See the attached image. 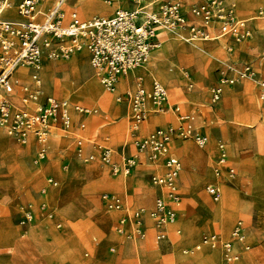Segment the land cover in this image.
<instances>
[{
	"label": "rangeland",
	"instance_id": "374dc122",
	"mask_svg": "<svg viewBox=\"0 0 264 264\" xmlns=\"http://www.w3.org/2000/svg\"><path fill=\"white\" fill-rule=\"evenodd\" d=\"M47 1L51 3L53 0ZM92 1L100 2V10L102 11L111 8L119 10L124 4L119 1L111 4H105L102 0ZM194 1L195 0L192 2ZM68 2L71 5L73 0H69ZM231 2L234 5V14L237 18L247 20L245 28L250 33L248 39L242 42H235L231 38H221L220 41L205 40L192 42L191 45L204 46L206 51L200 54L193 52L189 54L177 48H170L169 51L158 58L159 63L152 56L150 57L149 54L147 61L149 64V71L146 74L147 77L145 76L147 82L145 81L146 79L142 78V83L146 86L150 85L152 81L149 84L148 82L152 80V78L162 84L167 89L170 101L178 104L181 113L191 115L193 117V125L202 130L208 139L207 145L201 148L197 147L192 141L177 140L172 142L171 145L176 143L187 145L189 147V157L193 154H200L205 158L206 148L209 146V149L212 150V154L210 153L209 156L206 155L205 171H202L201 165L197 161L198 157L195 158L191 167L187 165L188 157H178L181 164V170L177 178L180 207L178 210V221L176 223L167 224L166 226L170 232L169 236L165 240L157 243L154 241L153 232L150 241L148 240V230L144 232L142 238L130 237L129 232L131 227H133V222L131 221L126 223L122 234L117 233L115 225L117 221L123 217L122 213H107L100 203L101 194L105 192H114L123 199L129 210L136 208L142 210L143 217L145 215L147 218L151 219L149 214L153 209L156 191L151 186L150 177L153 173L152 166L158 165H151L149 161L144 159L142 164L135 165L134 168L130 170L128 176L125 177L122 175L120 176V174H111L106 167L101 166L97 161L86 160L89 155H95V143L103 142L108 144L113 150L112 161L116 165L122 163L120 148L123 142H127V146L124 149L125 156L129 158L135 156L136 151L131 144V140L126 138L129 130L130 113L123 110L121 116L116 115L112 110L102 109L97 106V103L94 105L93 102L81 100L74 94H68L61 89L55 90L53 95L48 94L43 90L41 82V87H39L40 98L51 96L58 100H68L71 104H78L86 108L96 109L99 114L96 113L97 115L94 114L84 117L85 128L83 131L84 141L81 149V157H77L75 154L73 140L64 139L60 136V139L57 143H54V146L50 141L51 151L49 155L44 162L36 166L33 164L34 151L32 139H29L31 152L27 156V176L18 177L16 183L10 186L7 197H0V217H4L12 232L10 241H6L7 244H3L1 247L0 264H41L42 262L48 264L45 251L41 252L43 258L34 251H25L26 244H28L30 239L27 231L36 227L37 223L26 230L21 229L16 224L15 212L17 211L16 206L18 203L28 202L29 200L37 202L39 198L44 199V201L41 202H44L47 207L54 212L57 220L61 223V227L56 229L54 222L48 221L51 231L47 233L51 235L59 234L61 236L64 234L73 239L70 245L71 255L75 259L73 264H96L97 261H102L106 258L121 256L126 243L138 240L146 241L148 245V254L158 253L164 246H162L164 243L172 246L170 252L157 258L156 264H166L167 262L173 264L175 259H178L182 264H186L189 260H197L198 255L201 256L204 251H208L206 249L204 250L203 246L200 250L193 251L194 245L199 244L203 236H216L220 238V240H225L237 220L242 221L245 228V243L248 246L247 251L251 254L253 264H264V178H261L262 183L257 184V186L253 183L254 171L256 172L264 166V160H262V157H264V131L259 132L256 128L257 122L264 124V102L258 99L255 83L250 80H242L234 85L223 87L220 100L215 106H209L207 100L208 88L213 84L215 74L223 70L228 64H232L235 67L240 64L249 65L254 72L255 79L264 75V20L254 21L253 19L256 11L264 7V0L244 1L246 3V9L239 8L238 0H231ZM187 8L188 6L185 7L184 10H187ZM105 13L110 12L108 11ZM250 19H252V22H257L256 26L250 25L252 23L248 21ZM160 33L158 34V42L151 52L159 50L160 46L163 45L161 39L162 33H165V36L168 38H175L178 34L187 37V32L185 30L176 32L160 31ZM185 45L190 44L188 43ZM84 52L86 53L84 59L88 78L76 79L70 76L72 82L74 81L75 87H79L92 77L89 80L96 79L100 89L106 94H111L113 105L115 107H122V105L116 101V98L119 94H123L125 91L132 89L134 87V80H128V77L125 79L121 78L118 83L125 81L123 89H117V83L113 92L105 91L100 84L99 72L90 67L88 53L85 50ZM74 54L67 59L58 60L57 63L68 66ZM181 60L183 62H181ZM147 63L145 65H148ZM62 69L63 67L55 69L56 77H61L60 71ZM158 71H161L162 74ZM176 72L179 74L178 76L182 78L181 84L174 81V77L172 78L171 76ZM232 74L233 73H230V75ZM40 75L42 78V72ZM21 83L29 89L34 88V83H32L31 80ZM190 84L196 85V90H188L187 88ZM249 97H252V99L256 98L260 102V106L256 109L257 121H255L253 113L250 110V105L248 103ZM21 98L22 94L18 92V90L9 97L17 106H21ZM71 117L73 119L78 118V116H74L73 114H71ZM159 118H161V121L155 122V120ZM172 118L173 116L170 112L164 113L163 115L150 114L146 122L141 124L139 133L143 135L148 134L155 127L164 126L165 123L162 122H166L168 119L173 123ZM238 122L241 123L242 126L236 125ZM209 130L216 136L215 139L211 136ZM220 131H224L222 135ZM229 132H233L239 140L235 147L236 157L238 149L239 159H233L231 156L229 148V140L231 137L228 135ZM1 135L10 138L19 147L24 146L3 132H1ZM54 136L56 135H51L50 140ZM66 142L67 145L64 147ZM218 144H222L223 148L225 150L227 149V163L234 168L235 175L231 178L232 181L228 179L227 176V179H222L223 183L227 184L228 187L221 185V198L218 202H214L206 193L205 186L215 178L213 175V166L215 162L214 157L217 154V150L215 149ZM171 153L178 156L177 151H173L172 148ZM243 156L247 158L246 163H244ZM189 168L195 169L198 174H204L205 178L203 180H186L182 178V172H185ZM92 171H96L102 176L100 183L105 189H93L91 187L95 180ZM139 174L142 175V183L139 186L134 185L131 188V194L126 196L123 190L119 192L110 189V187L116 184L118 179L121 178L119 183H123L122 179H133L134 175L137 176ZM118 175L119 177H117ZM48 178H52L56 181L57 186L55 188L47 186L46 180ZM6 180L11 181L13 177L8 174L4 158L0 156V182ZM225 192H232L237 203H245L248 206L245 205L246 208L244 210L238 211L239 207L234 199L230 198L225 201ZM48 194L52 195V202L46 198ZM61 194L63 195L62 199L56 201ZM137 196L145 197L147 202L145 204L140 203L136 198ZM64 202H75L79 204L81 211V217L78 218L76 222H70L68 228L65 218L60 211ZM36 204L34 206L32 204V206L34 208L38 207L39 204L37 206ZM211 207H215L213 209L214 222L212 214L208 211V208ZM218 207H223V211L220 214H216V209ZM225 213L229 225L226 230L221 231L218 227L219 221L216 219L223 217ZM142 222L144 225L143 218ZM170 226L171 229L169 228ZM176 230L179 232L178 235L173 233V231ZM24 231L26 233H23ZM22 236L24 241L20 243L19 240ZM92 238H95L94 242ZM210 249L218 256L219 264H224L222 261L221 249L219 247H211ZM128 256H125V258L129 261L130 257ZM57 262L64 264L59 260L54 263L58 264ZM240 262H242V258ZM130 264L148 263L142 261L140 256H138L131 261Z\"/></svg>",
	"mask_w": 264,
	"mask_h": 264
},
{
	"label": "built area",
	"instance_id": "2783aa9c",
	"mask_svg": "<svg viewBox=\"0 0 264 264\" xmlns=\"http://www.w3.org/2000/svg\"><path fill=\"white\" fill-rule=\"evenodd\" d=\"M65 1L55 0L49 8L43 9L44 0H0V131L23 145L32 139L33 164L36 166L49 155L50 136L53 134L73 140L75 154L81 157L85 128L83 117L97 113L96 109L71 104L66 100L49 96L41 99L39 71L43 59H67L75 52L85 50L90 67L100 74V84L106 91L113 92L121 78L147 63L160 31L185 30L189 41L231 38L235 42H242L250 36L245 28L247 20L237 18L231 0H197L189 4L188 0H156L154 3L147 0H102L105 4L124 2L131 7L89 19H82L74 7L65 11ZM187 6V10H184ZM7 8L14 10L18 21L2 18V11ZM253 19L264 20V7L256 11ZM18 68L28 69L35 85L34 89L19 87L21 106L9 99L19 85L14 77ZM254 77L247 64L236 67L226 65L216 73V81L208 90L210 105L220 100L223 87L242 80L254 81L258 99L264 102V76L258 79ZM191 88L192 85H189L187 89ZM116 101L126 103L130 110L128 137L135 148V156H125V143L120 150L122 163L116 165L112 161L113 150L106 144L95 143V155H89L86 160L97 161L111 174L125 177L135 165L140 164L139 156H144L151 164L161 165L163 171L150 178L151 185L158 190L149 214L157 243L167 238L166 226L177 222L180 207L177 178L181 164L170 153L171 143L176 140L192 141L201 148L207 145L208 139L194 128L191 115L180 113L177 105L170 104L167 89L157 81H152L146 88L137 79L134 90L117 96ZM168 112L175 115V125L158 127L143 137L136 135L150 114ZM71 114L78 118L73 119ZM216 150L213 166L215 179H220L223 174L229 179L233 178L235 171L227 163L223 145L218 144ZM46 184L50 188L57 186L52 178H48ZM205 191L212 201H219L221 187L217 183L208 184ZM100 201L108 213L123 212V217L115 225L117 233L122 234L126 223L131 221L130 237L144 236L142 210H129L123 200L112 193L101 194ZM16 208V224L24 230L37 220L55 219L54 212L44 202H40L37 208L29 202L18 204ZM54 226L56 229L61 227L60 223ZM176 234L179 232L176 231ZM235 243L248 250L245 228L240 220L234 224L227 239L203 236L193 251L200 250L202 246L219 247L224 264H237L239 254L234 250Z\"/></svg>",
	"mask_w": 264,
	"mask_h": 264
},
{
	"label": "crops",
	"instance_id": "0c3cea01",
	"mask_svg": "<svg viewBox=\"0 0 264 264\" xmlns=\"http://www.w3.org/2000/svg\"><path fill=\"white\" fill-rule=\"evenodd\" d=\"M55 0H53L47 7H45V9H47V8H49L51 5H52V3L54 2ZM66 1H68V0H66ZM65 1V2H66ZM78 1H80V0H78ZM77 1V2H78ZM147 1H150V0H147ZM193 0H188V2L189 3H191ZM197 0H195L194 2H196ZM242 1H247V0H242ZM76 0H73V3H72V5H70V7H69V9L68 10H65V11H69V10H71L73 7L74 8H76ZM124 3V2H123ZM131 6L129 5V4H126V3H124L123 5H122V8H130ZM44 9V8H43ZM110 12V13H105V12ZM113 11H115L114 10V8H111V9H106V10H99V11H97V12H90V13H88V14H85V18H88L89 19V17L91 18V17H93V16H98V15H110V14H112V12ZM11 13H12V17H8L5 13H4V15L2 16V18H4V19H6V18H9V19H15L16 17H17V15H15V12H14V10L13 9H11ZM79 13V15H80V12H78ZM100 13H102V14H100ZM8 19V20H9ZM254 21H256V20H254ZM256 24H257V22H252L250 25H252V26H256ZM258 31V30H257ZM153 53L154 52H152V54H151V56L153 55ZM79 55H82L83 56V58H85L86 57V53L84 52V51H81V52H79V53H76V54H74L73 56H72V59L74 58V57H76V56H79ZM71 59V60H72ZM85 60V59H84ZM57 61L58 60H56L55 62H51V61H47V60H42V63H41V67H40V71H39V75L41 74V72H42V78H41V75H40V87H41V82H42V88H43V90L46 92V93H48V94H51V95H53L54 94V92H55V84L52 82L53 80H57V79H62V75H61V77H56L55 76V69L56 68H59V67H63V69L62 70H64L67 66L66 65H63V66H58L59 64L57 63ZM47 65H51L53 68H54V72L52 73L51 71H49V69H48V67H47ZM83 70H84V72H85V76H82L81 78L82 79H86V78H88V76L86 75V74H88V72L86 73V70H85V66H83V68H82ZM61 70V71H62ZM139 70H140V68L139 69H137V70H135V71H133V72H131V73H129V74H127V76H125V77H123V79H125V78H127L128 80H131V79H133L134 80V87L132 88V89H129V90H134V88H135V85H136V80L137 79H140L141 80V83H142V76H141V72H139ZM26 71H27V74H28V77L30 78V71L28 70V69H26ZM61 71H60V73H61ZM138 75H136V74ZM140 74V75H139ZM146 76V75H145ZM262 76H264V75H262ZM14 77L18 80V86H16L15 87V92H14V94L17 92V90H18V92H19V87L20 86H23L24 84H22L21 82H20V78H19V76H17V75H15L14 74ZM92 78V77H91ZM91 78H89V79H91ZM88 79V80H89ZM30 80H31V78H30ZM88 80H86L83 84H85ZM215 81H216V74H215V76H214V81H213V84L215 83ZM32 82V81H31ZM125 81H121L120 83H118V85H117V89H123L124 88V86H125V83H124ZM146 82H147V78H146ZM151 82V81H150ZM150 82H148V83H150ZM33 83V82H32ZM152 83V82H151ZM151 83H150V85H151ZM83 84H81L79 87H81ZM120 84V85H119ZM143 84V83H142ZM212 84V85H213ZM99 85V84H98ZM149 85V86H150ZM162 85V84H161ZM190 85H192V84H190ZM211 85V86H212ZM54 86V87H53ZM143 86L144 87H146V88H149V86H146V85H144L143 84ZM210 86V87H211ZM34 87H35V85H34ZM79 87H77V88H79ZM209 87V88H210ZM196 85H192V88L191 89H193V90H196ZM209 88H208V90H209ZM32 89H34V88H32ZM128 91V90H127ZM126 92V91H125ZM124 92V93H125ZM123 93V94H124ZM119 95H122V94H119ZM118 95V96H119ZM45 97H47V96H45ZM49 97H51V96H49ZM253 97V96H252ZM252 97H249L248 99H249V107H250V110H251V112L253 113V116H254V119H255V121H257L256 119H257V111H256V109L258 108V106H257V104H256V102H253L252 101ZM44 98V97H43ZM43 98H41V99H43ZM168 98H169V95H168ZM208 104H209V106H215V105H210V103H209V93H208ZM66 101H68V100H66ZM169 102H170V104L171 105H177L178 106V104H176V103H172L171 101H170V99H169ZM71 103V102H70ZM120 105H122V107H119V109H120V111H121V114L123 113V110L124 111H127V112H129L130 113V110L128 109V107H127V105H126V103H124V102H122V103H119ZM75 105H78V104H75ZM79 106H81V105H79ZM82 107H84V106H82ZM179 107V106H178ZM86 108V107H85ZM179 111H180V109H179ZM114 114H116V111L115 110H113L112 111ZM171 113V112H170ZM181 113V112H180ZM172 114V116H173V118H172V120H173V123H172V121L170 120V119H168V120H166V122L164 121V122H162V123H165V125L164 126H159V127H165V126H168V125H175L176 124V119H175V115L173 114V113H171ZM183 114V113H182ZM155 115H157V114H155ZM163 115V114H162ZM86 117V116H85ZM85 118L83 117V120H84ZM161 121V118L160 119H157V120H155V122H160ZM146 122V121H145ZM84 123H85V120H84ZM258 123V124H257ZM256 123V128H257V130L259 131V132H262V131H264V130H262L261 128H259V124L261 123V122H257ZM236 125H238V126H242V124L241 123H237ZM194 126V125H193ZM141 127V126H140ZM140 127H139V130H140ZM248 127V126H247ZM156 128H158V127H155L153 130H155ZM194 128L197 130V131H199L201 134H203V135H205L206 136V134L205 133H203L202 132V130H200V129H198V128H196L195 126H194ZM139 130H138V133L136 134L138 137H143V136H145V135H147V134H145V135H143V134H140L139 133ZM152 130V131H153ZM151 131V132H152ZM2 132V131H1ZM1 132H0V138H3L4 136H2L1 135ZM221 133V135L223 134V132L224 131H220ZM4 133V132H3ZM150 133V132H149ZM148 133V134H149ZM209 133L211 134V136L215 139V135L209 130ZM128 134H129V130H128V132H127V135H126V138H128L129 139V137H128ZM219 134V133H218ZM53 135H55V134H53ZM228 135L231 137V140L232 141H235V142H237L238 143V138H237V136L233 133V132H229L228 133ZM63 137V136H62ZM207 137V136H206ZM5 138H7V137H5ZM64 139H66L65 137H63ZM8 139H10V138H8ZM127 140V139H126ZM51 141V143H52V145L54 146V143H53V141H52V139L50 140ZM177 141V140H176ZM68 142V141H67ZM67 142H66V144L64 145V147L67 145ZM32 143H33V141H32ZM125 143H127V142H123V144H122V146H121V148H123V145L125 144ZM103 144H106V143H104L103 142ZM4 145H5V147H4ZM4 145L2 144V146H3V149L0 151V156H2L3 158H4V162H5V165H6V167H7V171H8V174L9 175H12V177H13V180H11V181H2V182H0V197H2V198H5V197H7V195H8V193H9V191H10V186H12V185H14L15 183H16V181H17V179H18V177H26L27 175V173H28V163H27V156H28V154H30V152H31V145L29 146V147H26L25 145L23 146V147H19V146H17L14 142H9V143H4ZM107 146H108V144H106ZM1 145H0V147H2ZM17 146V147H16ZM127 146V145H126ZM125 146V147H126ZM8 147V148H7ZM16 148V149H15ZM18 148V149H17ZM121 148H120V150H121ZM171 148L173 149V151L174 150H176L177 151V155L178 156H176V155H174V154H172L171 153ZM20 149H22V150H20ZM125 149V148H124ZM188 150H189V147L187 146V145H184V144H179V143H176V144H172L171 146H170V153L173 155V156H175L177 159H178V157L179 158H183V157H188L187 158V165H189V167H191V165H192V163H193V161L195 160V158L196 157H198V162H199V164L201 165V168H202V171H205L206 169V164H205V158H206V155L207 156H209L210 155V153L212 154V150H210L209 149V146L206 148V155H205V158H204V156L203 155H197V154H193L192 156H190L189 157V153H188ZM216 150V149H215ZM33 151H34V144H33ZM51 151V150H50ZM216 153H217V151H216ZM225 154L227 155V149L225 150ZM216 156H217V154H216ZM216 156L214 157V160H215V158H216ZM237 158L239 159V154H238V149H237ZM144 159H145V157L144 156H139V161H140V164H142L143 162H144ZM200 159V160H199ZM243 159H244V163H246L247 162V158L246 157H244L243 156ZM146 160V159H145ZM179 160V159H178ZM262 160H264V157H262ZM180 161V160H179ZM140 164H138V165H140ZM205 164V165H204ZM151 165H158V166H152V170H153V173H152V175H154V174H159V173H161L163 170H162V167H161V165L159 164V163H157V164H151ZM92 173H93V175L95 176V180H94V182H93V185L91 186L93 189H96V188H103V189H105L102 185H101V183H100V180H101V175L98 173V172H96V171H92ZM151 175V176H152ZM121 176V175H120ZM117 177H119V175L117 176ZM116 177V178H117ZM181 177L182 178H185L186 180H194V179H196V180H203L204 178H205V175L204 174H198L197 173V171L195 170V169H191V168H189V169H187L185 172H182V175H181ZM151 178V177H150ZM223 178H226L227 179V177H226V175L225 174H223V176L220 178V179H213L209 184H211V183H217L221 188H222V186L221 185H224L225 187H228L227 186V184H224L223 183V181H222V179ZM261 178H264V166H262L260 169H258L256 172L254 171V174H253V183H254V185H256L257 186V184H260V183H262V180H261ZM229 179V178H228ZM231 181H232V179H230ZM142 183V175L141 174H139V175H137V176H135L134 175V178L131 180V185H130V187H129V189L126 191V195H129V194H131V188L134 186V185H137V186H139L140 184ZM152 186V185H151ZM153 187V186H152ZM206 187V186H205ZM154 188V187H153ZM155 189V195H154V199H155V197H156V195H157V193H158V190L156 189V188H154ZM111 190L112 191H121V188H118V187H115V186H113L112 188H111ZM105 193H112V194H115L114 192H105ZM222 193V192H221ZM115 195H117V194H115ZM225 195H226V197H225V201H227L228 199H234L235 200V202H236V204L238 205V207H239V210L238 211H241V210H244L245 208H246V206L245 205H247V204H245V203H241V202H239V203H237V201H236V199H235V197H234V195H233V193L232 192H225ZM101 196V195H100ZM117 196H119V195H117ZM62 197H63V195L61 194L60 196H58V198H57V200L56 201H60V199H62ZM120 197V196H119ZM121 198V197H120ZM137 199H138V201H140V203H142V204H145L146 202H147V200H146V198L145 197H143V196H141V197H139V196H137L136 197ZM220 198H221V196H220ZM122 199V198H121ZM123 200V199H122ZM220 200V199H219ZM41 201H44V199L43 198H39L38 199V203L36 202V201H31V200H29L28 202H33L32 204H33V206L36 204V206L38 205V204H40V202ZM124 202V201H123ZM23 203H26V201L25 202H23ZM100 203H101V201H100ZM19 204V203H18ZM20 204H22V203H20ZM102 204V203H101ZM69 205V206H68ZM72 205V206H71ZM248 206V205H247ZM67 207V208H66ZM70 209H69V208ZM37 208V207H36ZM213 209H214V207H211V208H208V211H209V213L210 214H212V216H213ZM60 211H61V213H62V215L64 216V218H65V222L67 223V228H68V225H69V223L70 222H72V221H77V219L78 218H80L81 217V211H80V205L79 204H76L75 202H70V203H67V202H64L63 203V206H61V208H60ZM70 212V213H69ZM108 213V212H107ZM120 213H122V215H123V212H120ZM178 215H179V212H178ZM15 216H16V212H15ZM233 217V216H232ZM144 228H145V230L147 231L148 230V228H149V226H152V222L151 221H149V219L145 216L144 217ZM217 221H219V229H221V231H224V230H226L227 228H228V225H229V222L227 221L228 220V218H227V215H226V213L224 214V216L223 217H221V218H217L216 219ZM177 221H178V219H177ZM215 221V219H214V216H213V222ZM238 221V220H237ZM236 221V222H237ZM52 222H54V225H55V223H60V221H58L57 220V217H56V215H55V219H54V221H52ZM235 222V223H236ZM37 223V225H36V227H33V228H31V226L30 227H28V228H31L29 231H27V233H29V235H30V239H29V241H28V244H27V246H26V248H25V251L26 252H31V251H34V252H36V253H38L42 258H43V256L41 255V252L42 251H45V254H46V259H47V261H48V264H55L54 262H56L57 260H59V261H61V262H63L64 264H73V262L75 261V259L72 257V255H71V243H72V241H73V239H71L69 236H67V235H59V234H57V235H51V234H48L47 232H49V231H51V229H50V223L47 221V220H37L33 225H35ZM32 225V226H33ZM60 225H61V223H60ZM234 226V225H233ZM233 228V227H232ZM232 228H231V230H232ZM152 229H153V227H152ZM230 230V231H231ZM67 231V230H66ZM145 231V232H146ZM176 231H178V230H176ZM176 231H173V233L175 234L176 233ZM11 231H10V229H9V227H8V224L6 223V220L4 219V217H0V252H2L1 251V247L3 246V244H7V242L6 241H10V238H11ZM26 233V232H25ZM153 233H154V230H153ZM169 231H168V229H167V237L169 236ZM35 234V235H34ZM178 235V234H177ZM229 236V235H228ZM228 236H227V238H228ZM252 236L254 237V234L252 233ZM226 238V239H227ZM23 241H24V239H23V236L20 238V240H19V242L20 243H23ZM92 241L94 242L95 241V238H92ZM138 241H141V240H138ZM138 241H132V242H128V243H126L125 244V247H124V251H123V253H122V255L121 256H116V257H113V258H106L105 260H102V261H97V263L96 264H122V260L123 259H126L125 258V256H131V258H134L135 256H136V254L137 253H140V259L142 260V261H145V262H147L148 264H152L154 261L153 260H151V259H144V256H143V254H142V251L143 250H141L139 247H140V245L141 244H137V245H132V244H134L135 242H138ZM162 246H163V244H162ZM195 246V245H194ZM131 248V249H130ZM171 249H172V246H170V245H167L166 247H165V249L164 250H162V255H164V254H166V253H168V252H170L171 251ZM203 249L205 250H208V251H204L203 253H202V255L200 256V255H198V259L197 260H193V261H191V260H189V261H187L186 262V264H219V260H218V256L208 247V246H203ZM234 250L236 251V252H238L239 253V260H238V263L237 264H253V262H252V259H251V254H250V252L249 251H245L244 249H242V247H241V245L239 244V243H235L234 244ZM130 253V254H129ZM126 254V255H125ZM133 255V256H132ZM128 256V257H129ZM245 257L246 259H249L248 260V262H245V261H243V262H240L241 261V258L242 257ZM58 264H61L60 262H57ZM175 263H177V264H182V262L180 263L179 262V260L177 259H175L174 260V263L173 264H175ZM41 264H44L43 262L41 263ZM166 264H172V263H169V262H167Z\"/></svg>",
	"mask_w": 264,
	"mask_h": 264
},
{
	"label": "bare ground",
	"instance_id": "6f19581e",
	"mask_svg": "<svg viewBox=\"0 0 264 264\" xmlns=\"http://www.w3.org/2000/svg\"><path fill=\"white\" fill-rule=\"evenodd\" d=\"M69 1V0H68ZM66 1L64 2L63 4V8L65 10H68L69 7H70V4L69 2ZM151 2H155L156 0L152 1L150 0ZM77 2V1H76ZM49 1L47 0H44V2L42 3V8L45 9V7H47L49 5ZM238 6L239 8H242V9H246V3L242 0H238ZM72 5V4H71ZM73 6V5H72ZM100 7H101V3L98 2V1H92V0H80L76 3V10L78 12H80V16L82 18H85V14H88L90 12H97L100 10ZM4 13L8 16V17H12V13H11V9H4L2 11V16L4 15ZM16 15V14H15ZM249 17V16H248ZM6 19H9V18H6ZM11 21H18L19 20V17H16L15 19H9ZM252 19L248 20V21H251ZM252 22V21H251ZM161 34V33H160ZM166 34L165 33H162V36H161V39L163 41V45L160 46V49L155 51L152 55V57L158 62V58L160 56H162V54H164L165 52L169 51L170 48H177L179 50H181L182 52H187L190 54V52H193V53H196V54H200V53H204L206 51L205 47L200 45V46H195V45H191L192 42H197V41H189L187 39V37H184L182 36L181 34H178L177 37L175 38H168L167 36H165ZM218 41H220L221 39H217ZM253 40V39H252ZM183 41V43H182ZM208 41H215V40H208ZM190 44V45H185V44ZM207 44H216V43H207ZM81 51H84V50H81ZM81 51H78V52H75L76 53H79ZM150 54V57H151V53ZM167 55V54H166ZM188 55V54H186ZM180 58V57H179ZM186 58V57H185ZM56 61V60H55ZM181 62H183L181 60ZM151 63V62H150ZM159 63V62H158ZM180 63V62H179ZM59 65L58 66H63L62 63H58ZM148 64V63H147ZM154 65V64H153ZM83 66H85V60L83 58L82 55H79V56H76L74 57L70 63L68 64V66L65 68L64 71H61V75L63 76L62 79H57V80H53L52 82L55 84V90L57 89H61L63 90L64 92L68 93V94H74L77 98L81 99V100H86V101H90V102H93L94 105L95 103H97V106H99L100 108L102 109H108L109 111H113L115 110L116 111V115H119L121 116V111L119 109V107H115L113 105V102H112V98H111V94H106L102 89H100L99 85H98V82L97 80H89L88 82H86V84L81 87V88H77L75 87L74 85V81L72 82V80L70 79V76H73L74 78L78 79V78H81L82 76H85V72L84 70L82 69ZM41 67V66H40ZM49 71H51L52 73L54 72V68L51 66V65H47ZM156 67V66H155ZM153 70H157V69H153ZM159 70V69H158ZM149 71V64L148 65H142L140 67V70L139 72H141V76L143 77V79H146L145 78V75L147 74V72ZM158 72H161V71H158ZM162 74V72H161ZM15 75L19 76L20 78V82H26L28 80H30V78L28 77V74H27V71H26V68H18L16 71H15ZM140 75V74H139ZM179 74L176 72L174 74H172V78L174 77V81L178 82L181 84L182 82V78H180V76H178ZM147 77V76H146ZM152 77V76H151ZM185 77V76H184ZM94 78V77H93ZM150 78V77H149ZM146 81V80H145ZM150 81H156V80H149ZM149 84V83H148ZM120 85V84H119ZM53 86V87H54ZM105 90V89H104ZM106 91V90H105ZM253 102H256L257 106L259 107L260 105V102L258 101V99L256 98H253L252 99ZM99 114V112H97ZM97 115V114H96ZM102 116V115H101ZM160 119V118H159ZM146 121V120H145ZM259 128H261L262 130H264V124H259ZM53 143H57L58 140L60 139V136L56 135L54 137L51 138ZM230 143H229V148H230V153H231V156L232 158H237L236 157V151H235V147L237 145V142L235 141H232L231 138H230ZM9 142H14L13 140L11 139H8V138H0V145L2 146V144L4 145V143H9ZM26 147H29L30 146V142H28V144L25 145ZM5 147V145H4ZM17 147V146H16ZM8 148V147H7ZM3 149V146L0 147V151ZM16 149V148H15ZM18 149V148H17ZM22 150V149H20ZM200 160V159H199ZM119 180L118 179L116 181V184L114 185L115 187H118V188H121V190H123L125 192V195H126V191L129 189L130 185H131V180L132 179H122L123 183H119ZM125 181V182H124ZM113 187V186H112ZM110 187V189L112 188ZM120 192V191H119ZM123 192V193H124ZM52 194V193H51ZM51 194H48L46 196V198L52 202V195ZM127 196V195H126ZM127 200V199H126ZM69 206V205H68ZM72 206V205H71ZM67 208V207H66ZM69 208V207H68ZM215 208V207H214ZM223 207H218L216 209V214H220L223 209ZM70 209V208H69ZM70 213V212H69ZM150 216V215H149ZM145 217V215H144ZM143 217V219H144ZM149 219V218H148ZM149 221H151V219H149ZM152 222V221H151ZM99 227V226H98ZM153 225L152 226H149L148 228V240L150 241L151 239V236H152V232L154 230V228L152 229ZM171 229V226L169 227ZM102 229V228H101ZM146 231V230H145ZM35 235V234H34ZM29 238H30V235H29ZM137 244H141L140 245V249L143 250L142 251V254L143 256L145 257V259H151L153 260L154 262L152 264H156V260L158 257H161L162 255V250L165 249V247L167 246L165 243L163 244L164 246L161 248V250L158 252V253H155V254H148V245L146 244V241H141V242H135L134 244L132 245H137ZM27 245V244H26ZM209 247V246H208ZM25 248V247H24ZM211 248V247H209ZM131 249V248H130ZM130 254V253H129ZM25 255V254H24ZM29 256V255H28ZM133 256V255H132ZM138 256H140V253H137L136 256L134 258H131L129 259V261L127 259H124L122 261V264H130L131 261H133L135 258H137ZM26 259V258H25ZM249 259H246L244 256L242 257V262L245 261V262H248Z\"/></svg>",
	"mask_w": 264,
	"mask_h": 264
}]
</instances>
